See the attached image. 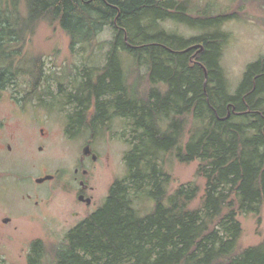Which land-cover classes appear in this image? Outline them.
<instances>
[{
  "label": "trees",
  "instance_id": "trees-1",
  "mask_svg": "<svg viewBox=\"0 0 264 264\" xmlns=\"http://www.w3.org/2000/svg\"><path fill=\"white\" fill-rule=\"evenodd\" d=\"M208 7L193 11L189 0H0V92L17 91L29 77L24 99L54 106L56 96L47 102L38 93L43 64L25 60L26 42L41 23L58 26L71 48L93 46L108 28L106 63L86 68L65 97L72 106L67 129L102 130L118 116L137 140L124 157L127 175L112 183L105 202L63 242L32 241L27 264H264V240L236 251L238 216L253 214L260 224L264 204V56L246 66L230 93L220 65L230 39L223 26L241 14ZM172 24L198 34L186 38ZM164 154L199 162L205 192L197 208L190 207L197 189L182 185L168 194ZM141 194L154 202L145 215L135 208Z\"/></svg>",
  "mask_w": 264,
  "mask_h": 264
},
{
  "label": "rangeland",
  "instance_id": "rangeland-1",
  "mask_svg": "<svg viewBox=\"0 0 264 264\" xmlns=\"http://www.w3.org/2000/svg\"><path fill=\"white\" fill-rule=\"evenodd\" d=\"M189 1L196 12L209 6L214 14H241V19L223 26L230 39L220 59L228 89L234 93L246 66L264 56V0ZM172 26L169 27L186 38L198 34L184 25ZM111 37V31L105 28L93 46L71 48L69 37L58 26L41 23L24 46V58H41L43 80L38 93L47 102L56 96L57 102L51 107L42 105L37 97L24 99L31 85L29 77L21 80L17 91L8 88L0 92V264H27L29 246L36 239L46 244L63 242L69 229L105 202L112 183L127 175L124 157L137 140L123 118L114 116L102 130L86 126L64 132L72 111V106L63 104L65 97L82 79L86 68H100L106 63ZM122 65L128 71L133 68L127 57ZM40 129L49 136L46 144L38 142ZM87 145L96 156L95 161L88 160L86 164L93 175L91 184L96 187L91 207L76 201L77 184L73 180L76 161L84 155ZM39 146H43L41 151ZM159 163L165 173L163 179L168 177V194L182 185L197 189V198L190 205L197 208L205 192V179L196 176L199 162L180 163L173 154H164ZM46 175L54 177L40 184L35 182ZM153 205L145 195L135 198V208L141 215L149 213ZM5 218L10 220L4 223ZM260 218L258 224L253 214L238 216L242 234L237 252L264 240V204Z\"/></svg>",
  "mask_w": 264,
  "mask_h": 264
},
{
  "label": "flooded vegetation",
  "instance_id": "flooded-vegetation-1",
  "mask_svg": "<svg viewBox=\"0 0 264 264\" xmlns=\"http://www.w3.org/2000/svg\"><path fill=\"white\" fill-rule=\"evenodd\" d=\"M40 137L38 138V142L41 141L42 144H46V142L49 139L48 134L44 133L43 129H40L39 131ZM67 132V128L66 131ZM90 146V145H89ZM10 145L8 144V149H10ZM43 146H39L38 150L41 151ZM91 148V147H90ZM88 160H96V156L91 153L89 155H81L76 161L75 167L73 169V180L76 185L75 194H76V201L79 203L85 204L87 207H91L93 205L94 195L96 192V187L91 184V179L93 178V175L91 173V170L87 167ZM54 177V176H53ZM83 196V200H79V197ZM86 199H89L90 202H87ZM78 213H75V216H77Z\"/></svg>",
  "mask_w": 264,
  "mask_h": 264
},
{
  "label": "water",
  "instance_id": "water-1",
  "mask_svg": "<svg viewBox=\"0 0 264 264\" xmlns=\"http://www.w3.org/2000/svg\"><path fill=\"white\" fill-rule=\"evenodd\" d=\"M201 50H202V48L200 49V51H201ZM90 153H91V148H90L89 145H87V146L83 149V154H84V155H89ZM52 178H53L52 175H46V176H44V177L37 178V179L35 180V182L38 183V184H40V183H42V182H44V181L51 180ZM83 199H84L83 196H80V197H79V200H83ZM86 201H87V202H90L89 199H86ZM9 220H10V219L5 218V219L3 220V222H4V223H7Z\"/></svg>",
  "mask_w": 264,
  "mask_h": 264
},
{
  "label": "bare ground",
  "instance_id": "bare-ground-1",
  "mask_svg": "<svg viewBox=\"0 0 264 264\" xmlns=\"http://www.w3.org/2000/svg\"><path fill=\"white\" fill-rule=\"evenodd\" d=\"M195 11V10H194Z\"/></svg>",
  "mask_w": 264,
  "mask_h": 264
}]
</instances>
